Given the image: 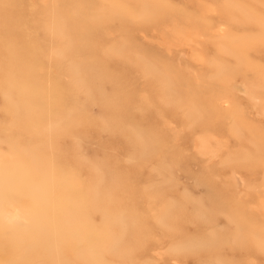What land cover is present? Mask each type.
I'll use <instances>...</instances> for the list:
<instances>
[{"label":"bare ground","instance_id":"bare-ground-1","mask_svg":"<svg viewBox=\"0 0 264 264\" xmlns=\"http://www.w3.org/2000/svg\"><path fill=\"white\" fill-rule=\"evenodd\" d=\"M0 264H264V0H0Z\"/></svg>","mask_w":264,"mask_h":264},{"label":"rangeland","instance_id":"rangeland-1","mask_svg":"<svg viewBox=\"0 0 264 264\" xmlns=\"http://www.w3.org/2000/svg\"><path fill=\"white\" fill-rule=\"evenodd\" d=\"M154 28H152V29H149V31L146 33V38L148 39H145L146 40V42L151 46V47H153V49H157L156 48V46H158V47H160L159 46V44H160V42H161V40H160V38H162V35H161V32H160V30H157L159 33L157 34V31H154V32H151V34H149L150 33V31L151 30H153ZM156 32V33H155ZM152 33L155 35V36H157V37H155V36H153L152 35ZM144 36V35H143ZM144 36V37H145ZM159 36V37H158ZM156 38H157V40H156ZM153 40V42H155V44L152 42H150V40ZM160 41V42H159ZM159 43V44H158ZM152 44V45H151ZM157 44V45H156ZM154 45H156V46H154ZM95 111H96V109H95ZM15 137V136H14ZM27 139L29 140V141H27ZM13 142H16L17 141V143L18 142H21V144H22V146L24 145V144H26V145H24L23 147H30V145L32 144L33 145V143H38L39 142V139L38 138H36V139H31V136H27V137H23L22 139H20V140H18V137H17V139L16 138H13ZM64 141H66V139L64 140ZM70 141V140H69ZM28 142H29V144L30 145H28ZM66 143V142H65ZM19 144V143H18ZM70 145H73V143H72V141L70 142ZM3 147H6V146H3ZM31 148V147H30ZM33 149V148H32ZM181 177V181L184 183V184H187V185H191V181L186 177V175H181L180 176ZM197 191L199 192V189H197Z\"/></svg>","mask_w":264,"mask_h":264}]
</instances>
